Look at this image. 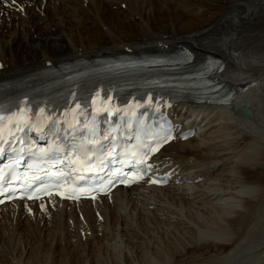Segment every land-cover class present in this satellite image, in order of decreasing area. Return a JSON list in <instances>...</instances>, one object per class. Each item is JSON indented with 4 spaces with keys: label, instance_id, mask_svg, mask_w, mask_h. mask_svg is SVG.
Wrapping results in <instances>:
<instances>
[{
    "label": "bare ground",
    "instance_id": "bare-ground-1",
    "mask_svg": "<svg viewBox=\"0 0 264 264\" xmlns=\"http://www.w3.org/2000/svg\"><path fill=\"white\" fill-rule=\"evenodd\" d=\"M29 1L33 0H17ZM153 1L91 2L104 16L112 6L125 12L136 3L149 6ZM17 2L0 3V83L77 58L168 52L186 46L195 54V61H203L206 55L222 59L226 69L215 77L235 94L228 105L177 103L165 109L182 131L195 133L188 140L172 141L153 158L156 168L171 172L165 187H120L109 197L77 203L49 196L38 202L2 205L0 222L19 224L24 231L11 230L12 247L0 253V264H62L57 260L59 243L64 245L62 255L65 249L72 255L67 264H264V176L259 173L264 167V114L259 112L260 103L253 100V93L264 84L263 76L255 78L253 73H264V62L245 42L260 37L259 32L251 35L244 26L240 30L242 22L231 17L232 10H236L243 22L247 19L249 23L245 6L256 10L264 0H186L184 4L189 10L203 8V13L190 12L186 16L184 8L170 7L159 23L162 35L157 38L143 35L120 44L88 41L86 48L90 49L85 51L65 38L67 41H60V51L55 48L53 55L42 51L41 61L31 60L32 55L17 60L10 46L21 36L18 45H27L33 38L35 43H30L31 47L40 49L41 38L31 34V29L36 27L38 32L43 29L40 23L46 27V22L54 26L61 22L69 30V24L88 21L81 15L88 6L83 0H48L50 9L41 8L40 11L45 10L42 18L35 11L25 10V18L15 21L10 11L18 14ZM2 4L9 7L4 9ZM68 10L79 13L71 16ZM223 37L229 41L224 43ZM243 106L252 112L253 121L236 116ZM33 231L38 233L39 245L53 237L50 244L56 249L51 251L50 258L33 256L21 247L29 242L28 232ZM82 236L92 238L96 244H92L94 251L84 259L72 252L74 241ZM82 251L85 255L86 249Z\"/></svg>",
    "mask_w": 264,
    "mask_h": 264
},
{
    "label": "rangeland",
    "instance_id": "rangeland-1",
    "mask_svg": "<svg viewBox=\"0 0 264 264\" xmlns=\"http://www.w3.org/2000/svg\"><path fill=\"white\" fill-rule=\"evenodd\" d=\"M91 1L92 0H83L84 4L88 7L86 9L87 11L82 12L81 15L83 16V19H86V20L88 19L87 22H74L72 24H69V27H68L69 30L65 28V26L67 25H63V23L61 22H58L55 26L52 23L46 22V27L41 26L42 24L40 23L39 24L40 27H43L44 30L45 28H47L48 30L44 31L42 28H40L37 32L36 31L37 29L35 27L34 29H31V32H30L31 34H38V37L40 36L41 38L39 39V43L41 44L40 49H35L31 47L30 43H35L33 38H30L31 41H29L28 42L29 44L27 45H24V44H22V46H20V44L18 45L17 44L18 41H21V36H19L17 40L15 41V43L12 46H10V50H12V54L16 55L14 56L16 57L17 60H21V58L23 57L29 58L30 55H32L31 60L33 59L36 61H41L42 51H46V53L51 56L54 54V49L58 48L60 51L61 42L63 43L64 41H67V40L69 41V43L74 42V44H76V46L78 47L77 49L81 51H85V50L90 49V48H86L87 44H89L88 41H92L98 44H105L109 42H112V43L115 42L114 44H120L121 42L129 40V38H134V37L143 36V35L144 37L149 36V35H154L157 38L158 36L162 35L158 31V29L160 28L159 23H161L162 20L166 17V14L170 7L176 10H180V9L182 10L184 8V11H185L184 13H186L185 14L186 16L190 12H192L194 15L195 14L201 15L204 11L203 8L201 9L194 8V10H189L190 7L189 6L186 7V5L184 4L186 0H154L153 2H151L149 6L143 5L142 3L138 5L136 3V5L129 6V9H128L127 7L128 5H125V7H127V10H124L125 12H122L120 10L117 11L115 9H119V8H117L116 6H112L110 7L111 11L109 10L108 12L105 13L104 16H102L101 14L98 13L97 6H95V3ZM102 1H105V3H107L108 0H102ZM0 3H1V0H0ZM44 3L39 0H33L31 2L29 1L27 3L17 2L16 8L19 9L20 6H23L24 12L19 11L18 14L17 13L15 14V12L10 11V15L15 21H19L18 19L21 20L22 18H25V15H26L25 10H27V11H35L37 14L39 13L42 18L43 17L42 15L44 14L43 12L45 10L40 11L41 8L47 7L48 10L50 9V7L48 6V0L46 1L45 4ZM108 3H110V1ZM8 7L9 6L7 4H2V8L6 9ZM74 8L76 10L79 9L76 6H74ZM218 8L221 9V7H218ZM245 10L248 11L247 18H248L249 23L246 22L247 19H244V22H243L242 18H240L239 12H237L236 10H232L231 17L242 22L240 25V30H241V27L244 26V28H246V30L251 35H254L256 32H259L260 37L258 38L252 37L250 39L245 40V42L251 46V50L255 52L257 56L260 57L262 62H264V4H262L261 7L256 10H254L251 5H249L248 7L245 6ZM76 12L77 13H75V11L73 10H68V13L71 16L79 13L78 11ZM194 15H190V17L198 18V16H194ZM0 16L2 17V15ZM89 17L91 18L95 17V19L93 20V19H90ZM206 17L207 16L205 14L204 18ZM217 18H219V15H217ZM47 25L49 27H47ZM42 31L44 32L42 33ZM19 32L25 34L24 29H20ZM259 73L260 72L253 73V77L257 78L259 76L260 77L263 76L261 79V81L263 82L264 73H261V74ZM258 90L259 91H256L253 93V100L260 103L261 106H260L259 112L264 114V84ZM259 173L264 176V167H262V170H260ZM4 223L7 225H5ZM7 229H10V230H7ZM1 230L2 231L7 230V231L2 232ZM11 230H15L16 232L24 231L23 227H20L19 224L15 226L14 223H10V222L7 223V222H2V221L0 222V240H1L0 241V249H1L0 253L1 254L8 252L9 249L12 247L10 246L11 245L10 241L12 237L10 233ZM1 234L4 236H2ZM28 234L30 235L29 236L30 238L27 237L30 239L29 242H26L27 245L22 244L21 247L31 252L33 256L37 254L39 258L41 256L50 258L51 251L53 249H56L55 245L50 244V242H52L51 240H53L52 239L53 237L50 236V238L48 237V239H44L43 243H40L39 245V243L36 241V239L38 238L37 237L38 233L36 231H33V232H28ZM6 241H8V243H6ZM92 241H93L92 238H86L84 236H82L79 239H76L73 243L76 253L72 251L73 254L74 255L76 254V257L78 256L79 258H82V257L83 259L86 258L87 253L89 254V252H93L94 247H96V244H94ZM92 244L94 245V247ZM62 245L60 243L57 245V247H59L58 251L60 253L57 260H59L62 264H67L69 260H71L72 255L69 251L66 252V249H65V252L67 254L63 252V255H62V250L64 248L63 247L64 245L63 246ZM38 246L40 247L39 249H38ZM78 246H80V248ZM61 247L62 249H60ZM83 249H86L85 255L81 253L83 252L82 251ZM76 257H74L73 259L77 260Z\"/></svg>",
    "mask_w": 264,
    "mask_h": 264
},
{
    "label": "snow or ice",
    "instance_id": "snow-or-ice-1",
    "mask_svg": "<svg viewBox=\"0 0 264 264\" xmlns=\"http://www.w3.org/2000/svg\"><path fill=\"white\" fill-rule=\"evenodd\" d=\"M17 2V0H12V4L15 5ZM23 6H20V11H23ZM83 105L85 107H87V99H85L83 102ZM153 104L155 103V101L153 100L152 102ZM164 104H167V101L163 102ZM21 106H24L26 108L31 109V105L30 102L28 101H24L23 105H21V102H17V104L14 106L16 111H19V108ZM9 109H0V135H2V124H3V117L5 115H9L10 114ZM54 125V122H52ZM154 125L155 127L158 129V131L153 133V143L157 144V145H162L163 143H166L169 139H173L174 137L171 136V132L173 131V127L170 124V122L167 120V117L164 116L163 113L160 114L159 118L157 121H154ZM13 127H21L20 125H14ZM21 130H23V128H21ZM22 138L21 137H11L9 141H4L3 139H0V156H3L6 152V149L3 147V145L5 143H8L9 145H11L12 143H21ZM105 148V145L101 144L99 145L97 148L95 149H90L91 151H102ZM153 149V144H144L142 145V155H147L149 151H151ZM158 150V149H157ZM50 159H52L54 162H56L57 164L61 163L60 161V157L58 155L53 154ZM19 162L17 161V164ZM153 166L152 165H145L143 163H141L140 165V170L142 172H147L149 169H151ZM13 171L10 170L7 175L2 174V169H0V196L4 195L6 193V191L8 190L9 184L11 182L12 176H13ZM70 175V174H69ZM67 178V177H65ZM114 179L116 180H121L124 181V176L122 175H117L116 177H114ZM81 181H84L85 184H89V181H93V183L98 180L99 183L103 184L104 182V178L103 177H96L95 179L92 177H84L81 176L80 177ZM57 182H59V180H57ZM113 182V178L109 177V183ZM153 183L157 182L155 180L152 181ZM41 183H44V180L42 178H36L35 181H33V185H39ZM33 185H27V186H22L23 187V194H28L29 192H31L33 190ZM91 186V185H89ZM8 198H11V195H9ZM29 198H31V196H29ZM95 198V197H93ZM0 203H3V200H0ZM41 208L43 209V205H41Z\"/></svg>",
    "mask_w": 264,
    "mask_h": 264
},
{
    "label": "water",
    "instance_id": "water-1",
    "mask_svg": "<svg viewBox=\"0 0 264 264\" xmlns=\"http://www.w3.org/2000/svg\"><path fill=\"white\" fill-rule=\"evenodd\" d=\"M222 41L224 43H226V42L229 41V38L228 37H223ZM236 116H238L240 118H243V119H245L247 121H250V122L254 120V116H253L252 112L246 106H243V107L239 108L236 111Z\"/></svg>",
    "mask_w": 264,
    "mask_h": 264
}]
</instances>
